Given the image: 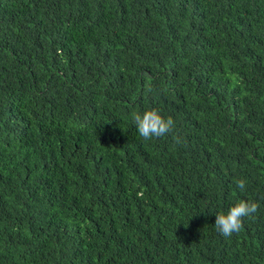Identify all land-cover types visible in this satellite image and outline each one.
Listing matches in <instances>:
<instances>
[{"label": "trees", "instance_id": "obj_1", "mask_svg": "<svg viewBox=\"0 0 264 264\" xmlns=\"http://www.w3.org/2000/svg\"><path fill=\"white\" fill-rule=\"evenodd\" d=\"M0 264H264V0H0Z\"/></svg>", "mask_w": 264, "mask_h": 264}, {"label": "clouds", "instance_id": "obj_2", "mask_svg": "<svg viewBox=\"0 0 264 264\" xmlns=\"http://www.w3.org/2000/svg\"><path fill=\"white\" fill-rule=\"evenodd\" d=\"M131 118L139 135L145 139L164 136L173 125L171 119H165L154 109L135 111L132 113ZM237 187L241 190L244 189V182L242 180L237 181ZM257 207L258 205L254 201L239 200L226 211L216 215L215 226L217 231L225 237L239 231L243 219L256 213Z\"/></svg>", "mask_w": 264, "mask_h": 264}]
</instances>
